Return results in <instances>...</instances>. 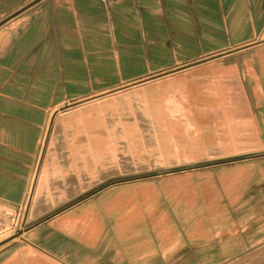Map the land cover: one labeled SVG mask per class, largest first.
Segmentation results:
<instances>
[{"label": "crops", "instance_id": "1", "mask_svg": "<svg viewBox=\"0 0 264 264\" xmlns=\"http://www.w3.org/2000/svg\"><path fill=\"white\" fill-rule=\"evenodd\" d=\"M254 173L264 0H0V264H264Z\"/></svg>", "mask_w": 264, "mask_h": 264}, {"label": "rangeland", "instance_id": "2", "mask_svg": "<svg viewBox=\"0 0 264 264\" xmlns=\"http://www.w3.org/2000/svg\"><path fill=\"white\" fill-rule=\"evenodd\" d=\"M261 166V165H260ZM259 175L257 173H254L253 174V181H252V185L253 183L255 182V180H257L256 178L258 177ZM256 186V187H255ZM252 192H253V197L254 198H257V197H260L262 195V193H264V188H261L260 185H257V183H254L253 185V189H252ZM253 211L254 210H259L261 207L260 206H253ZM263 213H264V207H263Z\"/></svg>", "mask_w": 264, "mask_h": 264}]
</instances>
